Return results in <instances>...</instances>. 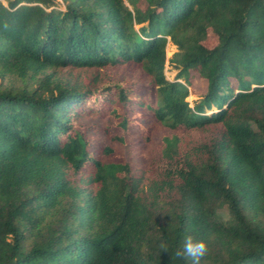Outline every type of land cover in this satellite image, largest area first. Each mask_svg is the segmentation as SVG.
Instances as JSON below:
<instances>
[{"label": "trees", "instance_id": "1", "mask_svg": "<svg viewBox=\"0 0 264 264\" xmlns=\"http://www.w3.org/2000/svg\"><path fill=\"white\" fill-rule=\"evenodd\" d=\"M60 1L0 0V264H264V0Z\"/></svg>", "mask_w": 264, "mask_h": 264}, {"label": "rangeland", "instance_id": "2", "mask_svg": "<svg viewBox=\"0 0 264 264\" xmlns=\"http://www.w3.org/2000/svg\"><path fill=\"white\" fill-rule=\"evenodd\" d=\"M56 1L61 5L60 0H56ZM138 7L142 10L145 9L146 4L144 0L139 1ZM203 44L209 48L213 47L216 44V38L210 31L207 32V37L203 42ZM174 52H175L174 46L168 43L165 49L166 61L163 69V76L168 80L174 79L177 73V68H175V66L169 61L170 57ZM179 81L185 83L182 79H180ZM187 82L188 84L185 83V85L189 90V95L186 98V101L191 106L193 101L196 99V97L204 91L205 83L202 79L199 78L198 74L195 71H191L187 74ZM212 111H216V109H213ZM177 132L183 134L181 129H178ZM215 132L216 131H214L213 129L209 130L208 132L196 131L190 134L188 139H190V141L193 140V142L201 141L205 143L209 141V139L213 136ZM169 136H170L169 129L160 126L154 128L151 131L150 139L144 145V153L146 157L154 158L156 159V161L159 162L161 160V152L163 149V138ZM131 144H132L131 140L127 139L125 140L124 144L117 145V147L115 146L116 154H113L114 156L113 158L115 162H126L131 157H133L135 148ZM179 168H182L181 165H179ZM213 214L215 216L218 215L222 219H226L228 217V212L226 207H222L217 211H214Z\"/></svg>", "mask_w": 264, "mask_h": 264}, {"label": "clouds", "instance_id": "3", "mask_svg": "<svg viewBox=\"0 0 264 264\" xmlns=\"http://www.w3.org/2000/svg\"><path fill=\"white\" fill-rule=\"evenodd\" d=\"M5 29L7 25L5 24ZM208 253L207 243L202 239L193 236H186L181 247L175 250V257L180 260H189L190 264H201V261Z\"/></svg>", "mask_w": 264, "mask_h": 264}]
</instances>
